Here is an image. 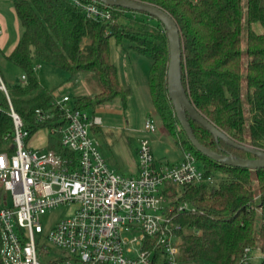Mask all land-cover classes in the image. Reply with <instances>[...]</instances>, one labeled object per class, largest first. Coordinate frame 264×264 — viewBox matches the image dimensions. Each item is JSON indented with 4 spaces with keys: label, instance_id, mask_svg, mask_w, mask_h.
I'll return each mask as SVG.
<instances>
[{
    "label": "trees",
    "instance_id": "trees-1",
    "mask_svg": "<svg viewBox=\"0 0 264 264\" xmlns=\"http://www.w3.org/2000/svg\"><path fill=\"white\" fill-rule=\"evenodd\" d=\"M136 1L159 7L176 21L182 44V83L198 112L235 142L264 151V33L254 30L256 24L264 30V0ZM13 3L19 39L12 53L4 56L21 78L10 86L3 82L13 110L30 131L29 139L45 130L47 149L66 155L61 145L65 112L39 82L38 62L71 75L90 74L99 92L80 96L74 103L87 110L118 96L126 100L128 90L120 84L111 61L110 40L114 38L118 45L128 41L131 49L151 61L149 96L166 131L182 153L195 156L206 177L222 176L216 187L202 184L182 192L178 204L189 203L195 211L173 216L180 226L179 261L251 264L253 251L259 250L260 264H264V169L227 166L193 146L168 95L170 47L164 25L147 13L121 7L111 8L109 20H93L73 0ZM9 100L0 90V153L13 152ZM188 121L202 146L219 155L253 157Z\"/></svg>",
    "mask_w": 264,
    "mask_h": 264
},
{
    "label": "built area",
    "instance_id": "built-area-1",
    "mask_svg": "<svg viewBox=\"0 0 264 264\" xmlns=\"http://www.w3.org/2000/svg\"><path fill=\"white\" fill-rule=\"evenodd\" d=\"M73 1L90 19L111 18L112 7L97 0ZM0 90L9 100L1 77ZM55 104L65 112L61 145L66 155L30 148V131L10 103L13 152L0 153L2 263L182 264L180 226L173 216L195 209L178 201L185 188L213 185L214 177H206L189 152L179 163L158 165L148 139L137 148V171L130 176L119 173L108 166L93 136L102 120L76 108L67 95ZM144 130L155 132L151 118ZM72 206L74 213L45 236L42 217Z\"/></svg>",
    "mask_w": 264,
    "mask_h": 264
},
{
    "label": "rangeland",
    "instance_id": "rangeland-1",
    "mask_svg": "<svg viewBox=\"0 0 264 264\" xmlns=\"http://www.w3.org/2000/svg\"><path fill=\"white\" fill-rule=\"evenodd\" d=\"M12 8H14L13 0H0V12L9 24L10 43L20 32L15 10L13 12ZM130 46L128 41L118 45L114 38L110 40L111 61L118 70L120 84L128 90L126 100L123 101L122 97L118 96L105 104L86 108L88 113L102 120L101 127L93 131V136L98 141L99 150L106 163L111 169L126 176L133 175L137 171V148L142 140H149L152 155L158 165L176 164L183 157L181 149L173 141L153 109L148 91V72L151 61L136 53ZM5 52L6 50H0V74L2 75L0 77L7 86H10L20 81L21 74L5 59ZM37 65L40 66L36 71L39 82L52 93L55 100L67 95L73 105L76 98L99 92L98 84L90 74L71 75L45 62H38ZM148 118L154 122L156 130L153 133L144 130ZM46 137L47 132L41 130L30 139L32 143L38 140L45 143ZM214 180L216 187L222 181L221 174H216ZM4 195L8 205H11L10 193L7 192ZM3 207L0 203V210ZM74 210V206L60 207L42 217L43 234L48 235L54 224L71 216ZM51 252H54L52 248ZM261 260L260 251H253L250 263L260 264Z\"/></svg>",
    "mask_w": 264,
    "mask_h": 264
},
{
    "label": "water",
    "instance_id": "water-1",
    "mask_svg": "<svg viewBox=\"0 0 264 264\" xmlns=\"http://www.w3.org/2000/svg\"><path fill=\"white\" fill-rule=\"evenodd\" d=\"M110 7H121L136 12H144L157 18L165 28L170 47V62L168 67V95L175 108L180 125L187 134L193 146L208 158L225 164L227 166L246 168L252 171L264 169V151L235 142L224 134L205 117H203L192 104L183 87L181 63L182 44L181 34L176 21L166 11L149 3L136 0H97ZM195 121L208 130L217 140H223L228 145L242 149L253 156V158L240 159L234 156L219 155L214 151L202 146L195 138L188 119ZM2 189H0L1 202Z\"/></svg>",
    "mask_w": 264,
    "mask_h": 264
},
{
    "label": "crops",
    "instance_id": "crops-1",
    "mask_svg": "<svg viewBox=\"0 0 264 264\" xmlns=\"http://www.w3.org/2000/svg\"><path fill=\"white\" fill-rule=\"evenodd\" d=\"M14 12V8H12ZM16 15V13H15ZM17 22V18H16ZM254 30L258 33H264V30L258 24L254 25ZM11 37L9 36V24L5 16L0 12V50H6L5 55H10L17 45L19 39V33L16 35L15 39L10 43ZM28 146L32 149L44 150L47 149V137L44 142L34 141L31 142V139L28 140ZM45 147V148H44ZM2 202V201H1ZM0 202V203H1Z\"/></svg>",
    "mask_w": 264,
    "mask_h": 264
},
{
    "label": "flooded vegetation",
    "instance_id": "flooded-vegetation-1",
    "mask_svg": "<svg viewBox=\"0 0 264 264\" xmlns=\"http://www.w3.org/2000/svg\"><path fill=\"white\" fill-rule=\"evenodd\" d=\"M251 158H253V157H251Z\"/></svg>",
    "mask_w": 264,
    "mask_h": 264
}]
</instances>
